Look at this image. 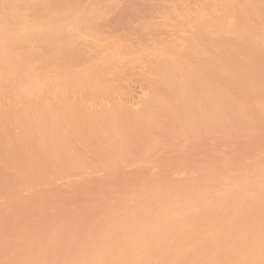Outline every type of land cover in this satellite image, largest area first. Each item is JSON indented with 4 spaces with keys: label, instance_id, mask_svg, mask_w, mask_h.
I'll return each mask as SVG.
<instances>
[{
    "label": "rangeland",
    "instance_id": "1",
    "mask_svg": "<svg viewBox=\"0 0 264 264\" xmlns=\"http://www.w3.org/2000/svg\"><path fill=\"white\" fill-rule=\"evenodd\" d=\"M113 1L0 0V264H264V11L244 38L248 0ZM203 23L227 41V71L207 67L227 125L177 129L162 109L161 128L150 81ZM121 113L158 129L136 146L125 117L126 137L123 119L89 143Z\"/></svg>",
    "mask_w": 264,
    "mask_h": 264
},
{
    "label": "bare ground",
    "instance_id": "2",
    "mask_svg": "<svg viewBox=\"0 0 264 264\" xmlns=\"http://www.w3.org/2000/svg\"><path fill=\"white\" fill-rule=\"evenodd\" d=\"M116 2L117 1L115 0V3ZM95 5H97V4H94V6H93L94 8H95ZM100 6H99V4H98V6H96V7H98L96 9V11L99 10ZM102 7H103V5H102ZM92 8H91V10H92ZM94 8H93V10H94ZM104 9H105V7H104ZM102 10H100V13H101ZM261 11H264V4H263L262 0H248V5L246 4V6L241 7L238 10V12L241 14V15H239V17L242 16V18L244 19V20H242V18H240L242 23H243L241 25V31H242V34H243L244 38H249V37H252V36H256L257 33L258 34L260 33L258 31V29L256 28V23H255L256 19L254 17L258 16L257 13L261 12ZM106 12L108 13V11H106ZM91 13H94V12H91ZM97 13H98V11H97ZM97 13H96V15H97ZM100 15H102V14H100ZM105 15L107 16L106 13H104V16ZM243 15L245 17H243ZM199 33H200V34H198L199 36H197L198 39H196L198 44L194 45V46H197V45L198 46L196 48H193V49L191 48L193 50V52H190V54L192 53L191 55H193V57L188 56V58H179V59L173 58L172 61L160 65L158 67V69L156 70V73H155V76H154L155 78L154 77L152 78V80H154V82L156 81V83H158V84L153 83L152 80L150 81L152 86H153V88H154V93L158 92L157 94L163 95L165 99L163 98V96H161V95L158 96L157 94H155V99L156 98L157 99L156 100L154 99V101H159V102L158 103L157 102H154V103L152 102V105H151L150 109L153 110L154 113H153V111L150 110L152 112V114H151L150 111L148 110L149 112H146L145 115H148V117H150V115H151L150 118H153V120H155L154 122H158V126L161 125L160 126L161 128H164V127L166 128V125H167V128H172L171 127L172 122H170L169 120L167 121V120H163V119H159V120L156 119V118L154 119V117H153L154 115L153 114L158 116V114L160 112H163V111L165 113V114L162 113L164 115L163 116L164 118L168 117L169 113H171V115H169V118L171 117V119H172V115L174 116V118L175 117L179 118V119L175 118L178 121L173 123L174 127H177V129L180 128V126L178 124L181 122L182 118L190 119V123H189V120H187L188 121L187 122V128H185L186 126L183 127L186 130H188L189 129L188 126H190L189 130H192L193 128L194 129L195 128L196 129L201 128V129L205 130V133H206V131L208 133H211L210 130L213 131V129L216 128V127H217V129L218 128L220 129V127L223 128V126L225 127L227 125L226 124L227 123L226 122L227 121V116L223 115V114H225L224 111L226 112V115H227V111H226L227 110V101H226L227 100V86H223V85H226V83H222V85L220 84V86H221L220 90L217 92L213 86L209 85V77L213 78V74H212L213 72L211 73V69H209V68L207 69V67H209V65H211L213 63V61H217L218 67L221 70H223V72L227 71V56H225V54L227 55V50H226L227 44L224 45L227 41H225V42L222 41L223 43L221 41H219V40L216 41L215 37L212 36V33H211L209 27L206 26L204 23L200 24V32ZM213 48L219 49L221 51V53L224 54V55H222V57H219V58H214L212 56V49ZM253 49H254L255 52L259 51V47L257 45H253ZM222 50H223V52H222ZM201 59H202V61L199 62V60H201ZM252 59H253V57H251L249 60L251 61ZM242 67H244V66H242ZM219 68H218V70H220ZM243 70H244V68H243ZM180 72L183 74L184 81H186V84H183V81H182L181 76H180ZM93 81H95V79L93 78L92 75H90L89 77H87L86 81H84L83 87L84 88H86V87H90L91 88V83ZM155 84L157 86H159V87H157ZM196 86L200 87V89H201L200 93L194 92L195 91L194 87H196ZM192 87H193V89H192ZM92 88L97 92L96 93L94 91V93L97 94V95L98 94H103L105 92L104 91V89H105L104 86L102 84H100V83H99L98 87H92ZM155 90H157V91L155 92ZM102 91H104V92L101 93ZM158 97H161V98H158ZM161 99H163V100H161ZM184 100H186V101H184ZM225 102H226V104H225ZM156 104L157 105L161 104V105L160 106H155ZM178 104H180V105H178ZM152 106L154 108H156V109H153ZM158 108H159V110H158ZM162 109H163V111H161ZM155 110H156V112H155ZM177 112H178V114H176ZM173 113H175L176 115H174ZM122 114L123 113H121V115ZM121 115L119 114L118 116L115 115L113 117H112V115H110L111 118L108 117V119H106V121L107 120L110 121L109 123H107V125H106L105 121L104 122H102L103 120L99 121V118H97L98 116L96 117L97 120L94 119V122H92L93 121V119H92L91 122L93 123V126L95 125L97 127V129L95 128V126L92 128V126L90 125L91 126L90 129H89L90 130L89 131L90 135L87 138H90V139L92 137L93 138L91 139L92 141L91 140L89 141V143L92 144L94 139H95V140H97V141H95V142H97V143H95L97 145L98 143H100L99 142L100 138L97 139V137H101V136L104 135L103 137H101L102 138L101 143H102V146L104 144H106L109 141V138L111 137V136L109 137L108 135H110L111 133L113 134V132H112L113 124H115V126H116V123H119V125H121V121L125 117H126L125 119H127V120H132L133 121V119H134L133 125L136 127V129L135 130L133 129V131H132L131 129L134 128V126L132 127L130 125V123H129V122H132V121H127V123H126V121L124 119L122 121V126L121 127L125 128V131H124L125 137L127 136L126 135V131L127 130L128 131L131 130L130 131L131 134H133L134 131L137 132L135 134L136 136L141 134V135H139L140 137L138 136L139 137V141H137L138 140L137 139L136 142H135L136 136L134 137L131 134H128L129 132L127 131L128 132L127 134L129 136H127L126 138H129V140L132 141V143H135V145L138 142V144L136 146L142 144V143L141 144H139V143L142 142L146 138V136L148 137V135H147L148 133L150 135L152 132H155L158 129V127H156L157 124H155L154 122H153V124L156 125V126H154L152 123L151 124H147V122L145 120H143V118H141L140 116L138 118L135 117V118H132V119L130 117V119H129L128 116H126V114L125 115L123 114L122 116ZM177 115H179V117ZM71 116H72V120L74 122H76L78 125H84L85 122H86L85 120H82V119L80 120L78 117H76V114H74V113ZM222 116H224L225 118H223ZM220 117H222V118H220ZM136 118H137V120H136ZM139 118H140V121H139ZM95 120L97 121L96 122L97 124L95 123ZM153 120L149 119V121H153ZM182 120H184V119H182ZM220 120H222V121H220ZM223 120H225L224 124H223ZM162 121H164V123ZM193 121H194V124L196 125L195 127H194V125H191L193 123ZM143 122H146V123H144V125L147 124L146 126L147 127L149 126V127L146 128L145 126H143L144 127L143 128L142 127ZM166 122H168V124H170V127H169V125ZM177 122H179V123H177ZM197 122H199L200 125L202 124V126H199V124ZM123 123H124V125H126V127L123 125ZM182 123H186V120H184V122L182 121ZM212 123L213 124L215 123V125H213ZM216 123H217V125L218 124L219 125L217 126ZM221 123H222V125H221ZM140 124H141V126H140L141 128L138 127ZM175 124L177 126H175ZM136 125H138V126H136ZM162 125H164V127ZM127 126H129V127H127ZM130 126H131V128H130ZM210 126H212L213 129H211ZM160 127H159V131L157 133H161L160 132V130H161ZM114 128L115 127L113 126V129ZM91 129H93V130L96 129L99 134L98 133L95 134L96 130L93 132V130H91ZM144 129H148L147 131L150 130L152 132L145 131V133H143ZM173 129H175V128L170 129V131L173 130ZM91 132H92V134L94 136L91 134ZM100 133L103 134V135H101ZM104 133L106 135L108 134L107 135L108 137ZM98 135H101V136H98ZM114 135H112V136L114 137ZM142 135L145 136V137H143ZM131 136H132V138H130ZM105 139L107 141H105V143H104L103 140H105ZM131 139H133L134 141L131 140ZM140 139H143V140L140 141ZM95 144H94V146L96 147ZM97 149H101L100 146H98Z\"/></svg>",
    "mask_w": 264,
    "mask_h": 264
}]
</instances>
